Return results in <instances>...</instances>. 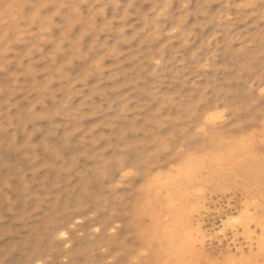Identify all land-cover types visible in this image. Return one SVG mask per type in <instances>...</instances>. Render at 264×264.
<instances>
[{
  "label": "rangeland",
  "instance_id": "rangeland-1",
  "mask_svg": "<svg viewBox=\"0 0 264 264\" xmlns=\"http://www.w3.org/2000/svg\"><path fill=\"white\" fill-rule=\"evenodd\" d=\"M263 241L264 0H0V264Z\"/></svg>",
  "mask_w": 264,
  "mask_h": 264
},
{
  "label": "bare ground",
  "instance_id": "bare-ground-1",
  "mask_svg": "<svg viewBox=\"0 0 264 264\" xmlns=\"http://www.w3.org/2000/svg\"><path fill=\"white\" fill-rule=\"evenodd\" d=\"M216 164H217V163H216ZM219 166H220V165H219ZM219 166H217V167H219ZM249 166H250V165H249ZM249 166H245V167H244V165L242 164L243 169H244V168H247V167H249ZM251 166H252V165H251ZM240 167H241V166H240ZM197 168H198V167H197ZM210 168H211V167H210ZM254 168H255V167H254ZM195 169H196V168H195ZM256 169H257V168H256ZM197 170H198V169H197ZM240 170H241V169H240ZM244 170H245V169H244ZM193 171H194V170H193ZM199 171H200V170H199ZM202 171H204V169H202ZM223 171H225V170H223ZM190 172H191V171H190ZM195 172H196V171H195ZM257 172H259V171L257 170ZM257 172H256V173H257ZM208 173H209V172H208ZM245 173H246V172H245ZM260 173H261V172H260ZM260 173H259V174H260ZM182 174H183V173H182ZM188 174H189V173H188ZM201 174L203 175V173H201ZM205 174H206V173H205ZM185 175H186V174H185ZM192 175H193V174H192ZM209 175H210V174H209ZM209 175L206 174L207 177H208ZM204 176H205V175H204ZM225 176H226V175H225ZM201 177H202V176H201ZM216 177H217V176H216ZM258 177H259V175H258ZM182 178H183V175H182ZM187 178H188V175H187V177H186L185 179H187ZM198 178H199V177H198ZM185 179H184V180H185ZM190 180H191V179H189V181H190ZM198 180H199V179H198ZM201 180H202V179H201ZM207 180H208V179H207ZM213 180H214V179H213ZM186 182H187V180H186ZM202 182H203V181H202ZM206 183H207V182H206ZM185 184H186V183H185ZM188 184H189V183H188ZM200 185H201V184H200ZM184 186H185V185H184ZM184 186H183V187H184ZM180 187H181V186H180ZM178 188H179V187H177L176 189L174 188V189H175L174 191L179 190ZM197 188H198V187H197ZM191 189H192V188H191ZM193 189L196 190V188H193ZM198 189H199V188H198ZM200 190H201V189H200ZM185 191H186V188H185ZM254 191H255V190H254ZM178 192H179V191H178ZM191 192H192V191H191ZM182 194H183V193H182ZM188 194H189V193H188ZM183 195H184V194H183ZM183 195H182V196H183ZM186 195H187V193H186ZM179 196H180V195H179ZM177 198H178V197H177ZM186 198H187V197H186ZM184 201H186V200H184ZM177 202H178V201H177ZM175 203H176V202H175ZM183 206H184V205H183ZM187 206H188V204H187ZM191 206H192V205H191ZM191 206H190V207H191ZM180 207H181V206H180ZM190 207H187V208H190ZM187 208H186V209H187ZM171 210H172V209H171ZM180 210H181V209H180ZM186 211H187V210H186ZM181 212H182V211H181ZM184 212H185V211H184ZM186 213H189V212H186ZM184 214H185V213H184ZM180 215H181V214H180ZM182 215H183V213H182ZM185 216H186V215H185ZM179 218H180V217H179ZM177 219H178V218H177ZM188 220H189V219H188ZM175 221H176V220H175ZM173 222H174V220H173ZM183 223H184V221H183ZM188 224H189V223H188ZM182 225H183V224H182V222H181V226H182ZM178 226H179V225H178ZM183 227H185V225H183ZM182 229H183V228H182ZM182 229H181V230H182ZM181 230H180V231H181ZM165 231H166V230H165ZM180 231H179V232H180ZM173 232H174V231H173ZM179 232H178V233H179ZM183 232H184V231H183ZM173 237H174V236H173ZM185 237H186V236H185ZM187 237H188V236H187ZM178 239H179V238H178ZM172 240H173V239H172ZM263 242H264V241H263ZM180 243H181V242H180ZM178 244H179V243H178ZM183 245H184V244H183ZM172 246H173V248L175 247L174 245H172ZM177 247H178V246H177ZM177 247H176V248H177ZM184 247H185V246H184ZM263 247H264V246H263ZM178 248H180V247H178ZM181 248H182V247H181ZM186 248L188 249L189 247H186ZM186 248H185V249H186ZM187 249H186V250H187ZM178 250H180V249H178ZM181 251H182V249L180 250V252H179V251H178V252L181 253ZM190 252H191V251H190ZM182 253H183V252H182ZM191 253H192V252H191ZM175 254H176V253H175ZM190 255H191V254H190ZM179 260H181V259H179ZM261 260H262V259H261ZM180 262H181V261H180ZM259 262H260V261H259ZM181 263H182V262H181ZM189 263H190V262H189ZM261 264H262V263H261Z\"/></svg>",
  "mask_w": 264,
  "mask_h": 264
}]
</instances>
